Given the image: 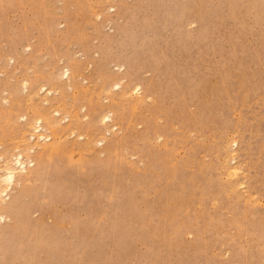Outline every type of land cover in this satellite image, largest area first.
I'll list each match as a JSON object with an SVG mask.
<instances>
[{"label": "rangeland", "instance_id": "1", "mask_svg": "<svg viewBox=\"0 0 264 264\" xmlns=\"http://www.w3.org/2000/svg\"><path fill=\"white\" fill-rule=\"evenodd\" d=\"M18 154L0 264H264V0H0Z\"/></svg>", "mask_w": 264, "mask_h": 264}, {"label": "bare ground", "instance_id": "2", "mask_svg": "<svg viewBox=\"0 0 264 264\" xmlns=\"http://www.w3.org/2000/svg\"><path fill=\"white\" fill-rule=\"evenodd\" d=\"M124 68V67H123ZM125 69V68H124ZM66 76H67V78L69 77V75H70V69H67L66 71H65V73H64ZM115 87L117 88V89H122L123 88V81L121 80V81H119V82H117L116 84H115ZM40 89H41V87H40ZM137 92H139L140 91V87L138 86L137 88ZM34 92H36V91H34ZM33 94V93H32ZM31 94V95H32ZM48 104V103H47ZM47 115V114H46ZM103 117V119H102V121H103V123H105V122H112L113 121V113L112 112H109V113H107L106 115H104V116H102ZM101 117V118H102ZM100 119V118H99ZM35 122V121H34ZM61 122H62V120H61ZM31 124H33L32 122H31ZM30 124V125H31ZM57 124V123H56ZM94 124H96V123H94ZM34 125V124H33ZM31 125L30 127L31 128H33V127H35V128H33L32 130L35 132V133H37V132H39V133H41V131H43L44 130V125H43V120L40 118V119H37L36 120V126L34 125ZM59 125H60V123H59ZM57 126V125H56ZM28 127H29V125H28ZM113 127H115V126H113ZM113 129V128H112ZM28 131V130H27ZM26 133V132H25ZM33 133V132H32ZM32 133H29V134H32ZM35 134H33V136H34ZM36 135H38V134H36ZM23 136V135H22ZM21 136V137H22ZM29 137V136H28ZM50 136H44L42 133L40 134V136H39V138L40 139H44V140H46V139H48ZM27 139V138H26ZM32 139V138H31ZM30 140V139H29ZM35 140V139H34ZM38 140V139H37ZM24 141V140H23ZM28 141V140H27ZM31 141V140H30ZM30 141H28V142H30ZM36 141V140H35ZM39 141V140H38ZM62 141H63V139H62ZM25 142H26V140H25ZM227 143V142H226ZM233 143V142H232ZM236 143H237V140H236ZM35 144V143H34ZM93 145H94V142L92 143ZM228 144H229V142H228ZM230 145V144H229ZM228 145V146H229ZM225 146V145H224ZM228 146H227V148H228ZM234 146V145H233ZM231 147V145L229 146V148ZM229 148H228V150H229ZM35 148L34 147H31V148H29L28 149V152L30 153V154H33L35 151ZM16 151V150H15ZM227 151V150H226ZM89 152V151H88ZM226 154H228V152L226 153ZM36 156V155H35ZM42 156H43V154L41 155V156H36L35 157V159L37 160H33V157L34 156H29L27 159H25L21 154H18V155H16L15 157H14V159H13V157H12V161L10 162V161H5L4 163H5V167H4V169L2 170V172H0L1 174H0V197H1V202H0V223H2V221L3 222H5V220L7 219V218H9L8 216H13L14 214H15V212H16V210H18V208H20L21 207V198H22V196H23V194H24V190L22 191V190H20L19 192V194L17 195V194H15V195H17V196H15V195H11L10 194V191H12V189H13V187H15V186H17L18 184H20L21 182H22V180L24 179V178H26L27 177V172H28V168L29 167H33V166H35L36 164L35 163H37L38 162V160H39V162L38 163H40V164H43V163H41V159H42ZM234 156V155H233ZM226 159V158H225ZM8 160V159H7ZM226 164H228V163H226ZM225 164V166L224 167H226L227 165ZM228 168V166L225 168V171H226V169ZM1 171V170H0ZM237 169L236 168H233L232 170L230 169V171H229V174H230V177H232V175L234 176V174H236L237 173ZM24 173H25V175H24ZM226 173V172H225ZM227 174V173H226ZM228 177H229V175H228ZM19 178V179H18ZM235 187V186H234ZM231 189V188H230ZM237 190V189H236ZM3 230L1 229V227H0V238L2 237V235H3Z\"/></svg>", "mask_w": 264, "mask_h": 264}]
</instances>
